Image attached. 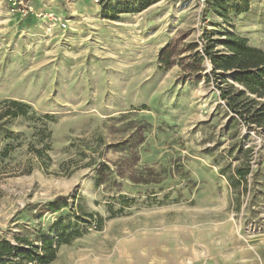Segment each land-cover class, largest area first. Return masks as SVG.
<instances>
[{
  "label": "rangeland",
  "instance_id": "1",
  "mask_svg": "<svg viewBox=\"0 0 264 264\" xmlns=\"http://www.w3.org/2000/svg\"><path fill=\"white\" fill-rule=\"evenodd\" d=\"M34 6L66 26L0 0V102L32 108L2 121L0 240L41 244L75 212L91 224L51 264H264V128L231 124V73L204 53H228L227 34L264 51V0ZM58 197L70 205L55 212Z\"/></svg>",
  "mask_w": 264,
  "mask_h": 264
},
{
  "label": "trees",
  "instance_id": "2",
  "mask_svg": "<svg viewBox=\"0 0 264 264\" xmlns=\"http://www.w3.org/2000/svg\"><path fill=\"white\" fill-rule=\"evenodd\" d=\"M206 39L210 42L213 40L209 37ZM220 43L228 53L224 55L214 53L215 44L211 45V43L205 46L204 53L212 63V73L216 78L225 79L224 74L230 72L233 83L243 86L241 90L236 89L233 83H227L225 88L219 87L220 98L234 114L231 124L243 120L248 125L264 128V51L249 45L247 38L233 34H227V37ZM31 110L28 104L19 100L0 102V132L5 125L2 123L4 119L26 117ZM248 173V168H237L234 176H228L229 183L233 188L240 190L245 184ZM66 200L67 197H58L55 201H51L50 205L55 212L61 211L70 205ZM121 200L126 207L135 204L133 197L122 196ZM110 211L112 212V209ZM85 215L88 218H94L92 214L86 213ZM112 217H115L114 214L110 216ZM85 220L75 212L68 213L67 216L59 215L51 225V230L55 229V237H47L44 231L35 235V240L41 241V244L35 243L28 236L16 237L15 243L7 238L1 239L0 264H51L56 260L57 251L61 245H68L83 236L86 229L82 227V223L91 222L89 219ZM96 222V228L100 230L104 222L103 217L98 215Z\"/></svg>",
  "mask_w": 264,
  "mask_h": 264
},
{
  "label": "built area",
  "instance_id": "3",
  "mask_svg": "<svg viewBox=\"0 0 264 264\" xmlns=\"http://www.w3.org/2000/svg\"><path fill=\"white\" fill-rule=\"evenodd\" d=\"M8 6V10L12 13H16L23 18H29L30 16H37L42 19H50L54 23H58L61 26H66L65 22L59 19L52 12L45 10H37L34 6V1L40 0H2ZM61 3H72L76 0H59ZM108 0H93V4L102 5ZM207 0H196L201 5H204Z\"/></svg>",
  "mask_w": 264,
  "mask_h": 264
},
{
  "label": "crops",
  "instance_id": "4",
  "mask_svg": "<svg viewBox=\"0 0 264 264\" xmlns=\"http://www.w3.org/2000/svg\"><path fill=\"white\" fill-rule=\"evenodd\" d=\"M42 9V7L39 9V10H41ZM43 10V9H42ZM46 11V10H45Z\"/></svg>",
  "mask_w": 264,
  "mask_h": 264
}]
</instances>
